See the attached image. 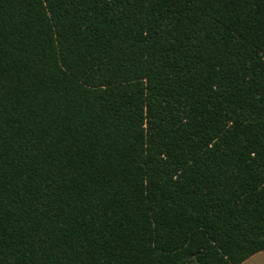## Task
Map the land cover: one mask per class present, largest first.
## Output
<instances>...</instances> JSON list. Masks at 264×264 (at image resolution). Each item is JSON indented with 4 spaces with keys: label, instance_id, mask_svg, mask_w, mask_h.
I'll return each mask as SVG.
<instances>
[{
    "label": "trees",
    "instance_id": "obj_1",
    "mask_svg": "<svg viewBox=\"0 0 264 264\" xmlns=\"http://www.w3.org/2000/svg\"><path fill=\"white\" fill-rule=\"evenodd\" d=\"M262 250L264 0H0V264Z\"/></svg>",
    "mask_w": 264,
    "mask_h": 264
},
{
    "label": "crops",
    "instance_id": "obj_2",
    "mask_svg": "<svg viewBox=\"0 0 264 264\" xmlns=\"http://www.w3.org/2000/svg\"><path fill=\"white\" fill-rule=\"evenodd\" d=\"M239 264H264V250L255 253Z\"/></svg>",
    "mask_w": 264,
    "mask_h": 264
},
{
    "label": "water",
    "instance_id": "obj_3",
    "mask_svg": "<svg viewBox=\"0 0 264 264\" xmlns=\"http://www.w3.org/2000/svg\"><path fill=\"white\" fill-rule=\"evenodd\" d=\"M194 256H195V254H190V255L187 256V259H191V258H193Z\"/></svg>",
    "mask_w": 264,
    "mask_h": 264
},
{
    "label": "rangeland",
    "instance_id": "obj_4",
    "mask_svg": "<svg viewBox=\"0 0 264 264\" xmlns=\"http://www.w3.org/2000/svg\"><path fill=\"white\" fill-rule=\"evenodd\" d=\"M188 264H197L195 261H191Z\"/></svg>",
    "mask_w": 264,
    "mask_h": 264
}]
</instances>
